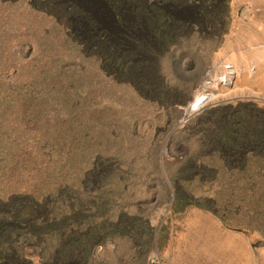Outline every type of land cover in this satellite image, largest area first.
<instances>
[{
    "label": "trees",
    "instance_id": "trees-1",
    "mask_svg": "<svg viewBox=\"0 0 264 264\" xmlns=\"http://www.w3.org/2000/svg\"><path fill=\"white\" fill-rule=\"evenodd\" d=\"M230 2L0 0L1 7L24 6L33 16L48 20L63 49L69 52L65 61L56 60L59 67L54 69V60L25 64L0 60V177L9 184L24 171L29 181L28 186L0 195V264H33V259H40L42 264H88L93 248L106 237L104 231L114 227L130 233L137 225L134 217L125 216L122 228L119 223L106 226L86 212L91 204L94 214L102 213L108 202V194L103 195L101 188L111 182L112 169L103 161L91 167L89 176L96 194L90 200H79L71 192L72 186L40 188L51 177L52 155L67 127L63 122V129H59L54 112L72 108L73 98L57 81L65 72L66 61L92 60L106 77L130 85L145 100L166 104L170 94L160 74L163 55L193 30L226 35ZM50 70L54 74L48 76ZM184 129L186 135L197 137L199 146L185 156L176 182L223 180L227 190L237 194L239 204L263 216L264 104L239 100L208 106L190 118ZM66 196L72 202L63 214L54 202ZM175 197L182 207L194 206L216 214L212 206L196 204L180 189ZM221 221L229 226L222 217ZM147 228L144 225L142 230ZM256 243L258 240H252L253 246Z\"/></svg>",
    "mask_w": 264,
    "mask_h": 264
},
{
    "label": "rangeland",
    "instance_id": "rangeland-1",
    "mask_svg": "<svg viewBox=\"0 0 264 264\" xmlns=\"http://www.w3.org/2000/svg\"><path fill=\"white\" fill-rule=\"evenodd\" d=\"M224 37L193 30L163 55L160 74L170 94L166 104L145 100L130 85L106 77L92 60L66 61L67 73H60L57 81L59 88L73 98L72 108L54 112L59 129H63V122L67 127L52 155L50 182L41 183L40 188L72 186L71 192L79 200H90L96 194L89 176L91 167L103 161L112 169L111 182L101 188L103 195L108 194V202L102 213L99 210L94 214L95 206L86 201L91 209L86 212L106 226L119 223L122 228L125 216L134 217L137 223L130 233L114 227L104 231L106 237L93 248L88 264H193L189 245L198 221L204 217L216 223L222 234L235 237V242L242 240L251 264H264V214L239 204L237 194L229 192L223 180L176 182L185 156L199 146L195 135H186L187 121L208 106L250 100L234 99L233 86L224 89L216 84L225 66H233L217 56ZM0 49V60L13 64L54 60L53 69L59 67L56 60L69 57L49 21L19 5L0 6ZM205 81L213 86L203 87ZM203 89L214 94V99L201 111L186 112ZM82 176L84 185L77 184ZM9 182L0 177V195L29 184L24 171ZM177 189L189 194L196 204H209L217 215L194 206H180L175 197ZM67 197L54 202L63 214L72 202ZM144 225L147 231L142 230ZM252 240L258 243L253 246ZM225 261L222 258L221 264ZM41 262L33 259V264ZM196 264H203V260Z\"/></svg>",
    "mask_w": 264,
    "mask_h": 264
},
{
    "label": "crops",
    "instance_id": "crops-1",
    "mask_svg": "<svg viewBox=\"0 0 264 264\" xmlns=\"http://www.w3.org/2000/svg\"><path fill=\"white\" fill-rule=\"evenodd\" d=\"M230 17V28L217 56L238 72L231 95L264 104V0H231Z\"/></svg>",
    "mask_w": 264,
    "mask_h": 264
},
{
    "label": "bare ground",
    "instance_id": "bare-ground-1",
    "mask_svg": "<svg viewBox=\"0 0 264 264\" xmlns=\"http://www.w3.org/2000/svg\"><path fill=\"white\" fill-rule=\"evenodd\" d=\"M214 97L212 93L197 94L193 102L188 105L186 112L201 111ZM205 220L209 223H205ZM198 223L199 226L194 231L191 244L189 243V253L192 254L193 264L201 260L203 264H221L222 258H226L224 264H251V256L242 240L233 242L234 240L224 237L219 228L209 219H202Z\"/></svg>",
    "mask_w": 264,
    "mask_h": 264
},
{
    "label": "built area",
    "instance_id": "built-area-1",
    "mask_svg": "<svg viewBox=\"0 0 264 264\" xmlns=\"http://www.w3.org/2000/svg\"><path fill=\"white\" fill-rule=\"evenodd\" d=\"M236 77H237V71L234 68V66L226 65L224 73L218 76V79L216 80V84L224 89H228L234 85ZM211 86H213V84L209 81H205L203 84V87H211ZM202 92L205 93L204 89Z\"/></svg>",
    "mask_w": 264,
    "mask_h": 264
}]
</instances>
